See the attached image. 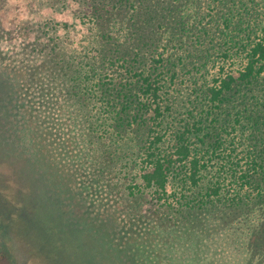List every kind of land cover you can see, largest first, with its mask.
<instances>
[{
	"label": "rangeland",
	"instance_id": "1",
	"mask_svg": "<svg viewBox=\"0 0 264 264\" xmlns=\"http://www.w3.org/2000/svg\"><path fill=\"white\" fill-rule=\"evenodd\" d=\"M89 3L0 0V264L260 262L250 216L233 219V200L256 193L220 170L217 134L196 135L206 136L196 185L181 170L166 193L141 183L150 140L161 135L168 153L174 127L189 120L181 104L202 83L208 45L143 55L130 12L97 21ZM145 78L168 81L160 118ZM252 90L240 91L250 113L260 102ZM217 176L220 200L205 204Z\"/></svg>",
	"mask_w": 264,
	"mask_h": 264
},
{
	"label": "trees",
	"instance_id": "2",
	"mask_svg": "<svg viewBox=\"0 0 264 264\" xmlns=\"http://www.w3.org/2000/svg\"><path fill=\"white\" fill-rule=\"evenodd\" d=\"M88 5L86 11L92 10L97 21L130 12L129 26L138 40L134 49L143 55H162L167 45L184 40L196 44L193 39L199 43L203 39L208 45L202 83L192 92L187 90L181 104L189 120L174 127L168 153L159 151L161 135L150 140L141 183L145 189L166 193L170 175L181 170L178 173L196 185L202 169L198 154L206 144V136H200L198 143L196 135L199 131H206L208 136L217 134L220 140L215 139L217 145H212L221 153L220 170L234 169L241 187L256 193L247 197L242 192L233 200L237 209L233 219L244 222L250 216L246 223L252 229L249 241L259 260V255L264 254V0H91ZM123 30L118 37H127L129 31ZM214 40L218 46L213 45ZM143 84L160 118L165 104L158 99L166 93L164 86L168 81L162 80L160 85L145 78ZM247 86L259 95L255 104L260 101L251 113L248 105L252 102L240 92ZM172 95L175 97L176 93ZM172 105H177L175 100ZM225 142L223 150L220 147ZM227 150L230 151L225 154ZM219 179L217 176V181L209 185L211 192L205 204L220 200L215 197L221 195ZM254 264H264V257Z\"/></svg>",
	"mask_w": 264,
	"mask_h": 264
}]
</instances>
